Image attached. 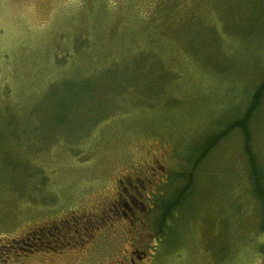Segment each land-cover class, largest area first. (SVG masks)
Here are the masks:
<instances>
[{"label": "rangeland", "instance_id": "obj_1", "mask_svg": "<svg viewBox=\"0 0 264 264\" xmlns=\"http://www.w3.org/2000/svg\"><path fill=\"white\" fill-rule=\"evenodd\" d=\"M263 76L264 0H0V264L121 255L130 228L83 253L11 244L95 209L153 158L165 170L156 196H169L192 143L244 110ZM251 132L264 165V108ZM248 178L234 129L199 164L168 232L136 233L146 264H264Z\"/></svg>", "mask_w": 264, "mask_h": 264}, {"label": "flooded vegetation", "instance_id": "obj_2", "mask_svg": "<svg viewBox=\"0 0 264 264\" xmlns=\"http://www.w3.org/2000/svg\"><path fill=\"white\" fill-rule=\"evenodd\" d=\"M159 171L165 170L156 164V158L151 159L147 165L131 170L130 174H124L123 177H118L115 191H112L110 196L101 193V199L96 202L95 209L89 210L87 207L81 213L76 211L71 213L72 221L63 219L55 223L53 227L43 226L37 231H29L24 238L15 240L16 243L11 246L17 247L23 254L41 250L56 251L58 247L59 251L72 249V251L80 250L79 253H83L88 249V245H92L93 248L97 245L100 247L106 241L102 237L106 235L105 233L113 237L112 239H119L120 234L130 228L132 234L126 235L128 239L124 241L121 248L123 253L110 257L104 264H146L149 252L140 250L136 246L137 234L140 235L141 229L150 225L153 231L161 234H166L168 232L166 229L171 227L170 218L163 223L159 221L162 215L158 205L162 197L160 194L156 196V189L164 177ZM155 207L158 212H155ZM151 208L154 211L151 212ZM119 230L121 233H118ZM34 239H37L38 243ZM153 240L161 241L162 238L158 234ZM4 247L8 248L6 244ZM152 262L150 260V264Z\"/></svg>", "mask_w": 264, "mask_h": 264}, {"label": "trees", "instance_id": "obj_3", "mask_svg": "<svg viewBox=\"0 0 264 264\" xmlns=\"http://www.w3.org/2000/svg\"><path fill=\"white\" fill-rule=\"evenodd\" d=\"M264 108V76L255 86L251 97L244 110L237 112L228 123L217 132L204 137L199 143H192L191 150L187 153L186 163L181 171L173 172L170 181L183 182L181 186H175L169 196L160 198L158 209L161 212L160 222L175 216V212L181 207L189 193L193 191L195 172L201 161L207 156L209 150L227 136L232 130L238 129L243 135L244 151L249 165V178L253 194L260 202L261 220L260 228L264 232V165L261 164L253 148L251 123ZM165 227V226H164ZM164 231V230H163Z\"/></svg>", "mask_w": 264, "mask_h": 264}]
</instances>
